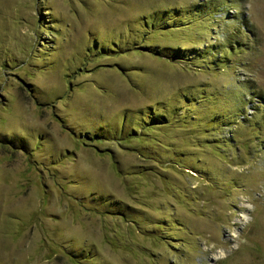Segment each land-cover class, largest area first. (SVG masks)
<instances>
[{
	"label": "rangeland",
	"instance_id": "1",
	"mask_svg": "<svg viewBox=\"0 0 264 264\" xmlns=\"http://www.w3.org/2000/svg\"><path fill=\"white\" fill-rule=\"evenodd\" d=\"M0 264H264V0H0Z\"/></svg>",
	"mask_w": 264,
	"mask_h": 264
},
{
	"label": "trees",
	"instance_id": "2",
	"mask_svg": "<svg viewBox=\"0 0 264 264\" xmlns=\"http://www.w3.org/2000/svg\"><path fill=\"white\" fill-rule=\"evenodd\" d=\"M177 55H179V54H177Z\"/></svg>",
	"mask_w": 264,
	"mask_h": 264
}]
</instances>
